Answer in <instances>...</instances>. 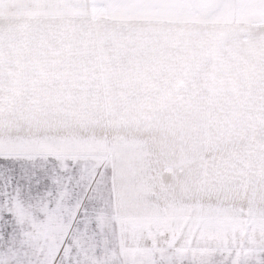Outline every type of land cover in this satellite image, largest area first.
Wrapping results in <instances>:
<instances>
[{
  "label": "snow or ice",
  "instance_id": "obj_1",
  "mask_svg": "<svg viewBox=\"0 0 264 264\" xmlns=\"http://www.w3.org/2000/svg\"><path fill=\"white\" fill-rule=\"evenodd\" d=\"M0 264H264V0H0Z\"/></svg>",
  "mask_w": 264,
  "mask_h": 264
}]
</instances>
